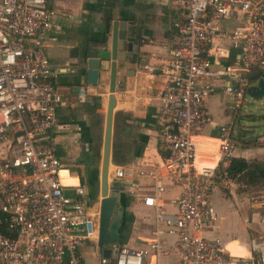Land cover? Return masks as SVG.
Returning <instances> with one entry per match:
<instances>
[{
	"label": "built area",
	"instance_id": "1",
	"mask_svg": "<svg viewBox=\"0 0 264 264\" xmlns=\"http://www.w3.org/2000/svg\"><path fill=\"white\" fill-rule=\"evenodd\" d=\"M151 1L176 7L155 115L159 148L169 154L151 168L109 167V181L151 178L152 193L143 202L153 209V229L143 247L111 241L104 256L97 246L99 202L90 206L81 185L63 182L51 137L62 102L47 53L57 10L50 0H0V264H86L81 248L87 245L98 251L97 264H148L151 258L160 264L165 236L175 237L181 264H264V183L243 196L260 229L249 236L247 255H232L218 238L203 234L217 218L210 200L217 165L196 162V135L211 121L205 99L220 90L210 82L214 76L226 80L221 91L231 117L219 127L218 162L228 161L239 143L233 131L251 73L264 75V0ZM229 49L236 52V66L213 71L211 59ZM155 70L137 65L146 77ZM78 91L77 101L86 102L84 88ZM254 142L264 143V133ZM163 178L180 186L179 194L167 199L171 211L161 202Z\"/></svg>",
	"mask_w": 264,
	"mask_h": 264
},
{
	"label": "crops",
	"instance_id": "2",
	"mask_svg": "<svg viewBox=\"0 0 264 264\" xmlns=\"http://www.w3.org/2000/svg\"><path fill=\"white\" fill-rule=\"evenodd\" d=\"M109 1L111 0H50L57 13L52 18L53 31L50 34L47 53L57 72L54 82L62 94V102L57 107L58 126L51 131V137L56 145L57 155L63 163L61 169L63 182L66 185H81L92 207L97 206L100 199V168L109 72L100 71L99 82L95 86L80 85V82L84 74L81 64L85 55L103 38L100 8L113 13L114 5L121 9L128 7L129 14L136 17L143 29L137 53L138 62L123 63L124 69L117 74L110 167L112 169L114 165H134L151 168L160 163L162 156L166 155V151L159 148L155 115L164 82L160 68L168 58V48L174 42L171 21L176 7L173 3L165 5L151 0H115L114 5ZM107 3L111 6L105 5ZM106 42L110 44L109 38ZM140 62L155 66V73L146 77L137 71ZM236 64L237 55L233 49H229L228 55L215 57L210 61L213 71L233 68ZM128 69H133L135 73L132 75ZM125 71H128L129 75H125ZM210 79V82L220 90L205 99V107L211 115V121L196 135V162L216 166L219 164V127L230 122L231 117L227 114L226 97L221 91L226 80L215 76ZM80 87L84 88L87 95V101L84 103H79L76 99ZM237 140L239 143L234 147L230 158L264 160V143H256L252 139ZM230 158L223 162V166L229 164ZM162 181L165 190L161 193V202L164 209L171 211L173 208L167 203V199L176 197L180 192V186L166 178ZM109 182L116 183L121 188L120 205L117 207L121 211L115 214L112 239L108 242L116 241L126 248L139 249L152 237L153 209L143 202V196L152 193L151 178L137 176L132 181ZM222 187L228 189L232 196H225ZM218 189L222 196L231 198L236 205L242 206L243 203L247 205L243 197L237 199L232 187H225L224 181H217L210 198L217 218L203 234L209 239L218 238L223 249L229 254L247 255L249 236L260 229L255 215L249 210L238 218L234 225L224 227L225 215L221 207H216L213 201ZM162 244L166 254L160 258V264H181L175 237L165 236ZM81 254L83 258L85 255L98 258V251L93 245L82 247ZM147 263L152 264V258L147 259Z\"/></svg>",
	"mask_w": 264,
	"mask_h": 264
},
{
	"label": "water",
	"instance_id": "3",
	"mask_svg": "<svg viewBox=\"0 0 264 264\" xmlns=\"http://www.w3.org/2000/svg\"><path fill=\"white\" fill-rule=\"evenodd\" d=\"M112 1V2H111ZM109 1L114 5L113 1ZM105 4L111 6V4ZM106 7V6H104ZM128 8V7H127ZM125 8V9H127ZM119 8L114 5V11L106 12L100 8V22L103 25V38L96 43L85 55L81 64V70L84 72L80 85H97L99 82L100 71H108V103L105 115V127L102 149V160L100 168V186H99V222H98V242L97 246L104 256H108L109 250L105 247L106 243L112 239V226L115 214L120 205V186L116 183H110L108 170L112 157V123L113 108L115 106V86L117 83V67L126 62H138V49L140 38H142V26L137 22L135 16L129 14V10ZM109 38L110 44H107ZM133 75L135 71L128 69ZM125 75H129L125 71ZM251 79L257 82L256 87L248 88L247 94L254 99L264 95V75H260L255 70L251 73ZM235 131L240 134L251 135L252 129L241 127L238 122ZM169 151H166V155ZM119 213V212H118Z\"/></svg>",
	"mask_w": 264,
	"mask_h": 264
},
{
	"label": "rangeland",
	"instance_id": "4",
	"mask_svg": "<svg viewBox=\"0 0 264 264\" xmlns=\"http://www.w3.org/2000/svg\"><path fill=\"white\" fill-rule=\"evenodd\" d=\"M257 82L255 80H250V87H256ZM227 114L230 113L227 112ZM241 127L249 128L254 131L251 135L240 134L235 131L236 124ZM235 124L233 137L241 138L243 140L252 139L256 140L262 133H264V95L258 99H254L249 94L245 95V102L240 110L238 121ZM235 184L232 186V190L234 195L240 200L241 197L245 196V194H249L250 192L256 190L259 186H249L245 184H241L238 181H233ZM223 188V187H222ZM225 196H232L228 189L223 188ZM213 201L216 207H221L225 218H224V227L228 228L234 225L238 218L242 217V215L246 214L249 209L248 205L244 204L242 206H238L234 203L231 198H225L222 196L221 191L218 189L217 192L213 196ZM109 242H107L108 244ZM86 264H96V258L91 255H85Z\"/></svg>",
	"mask_w": 264,
	"mask_h": 264
},
{
	"label": "trees",
	"instance_id": "5",
	"mask_svg": "<svg viewBox=\"0 0 264 264\" xmlns=\"http://www.w3.org/2000/svg\"><path fill=\"white\" fill-rule=\"evenodd\" d=\"M216 180H233L249 186H260L264 183V160L247 161L241 157H232L227 166L219 162L216 166Z\"/></svg>",
	"mask_w": 264,
	"mask_h": 264
},
{
	"label": "bare ground",
	"instance_id": "6",
	"mask_svg": "<svg viewBox=\"0 0 264 264\" xmlns=\"http://www.w3.org/2000/svg\"><path fill=\"white\" fill-rule=\"evenodd\" d=\"M196 139H197V138H196ZM199 165L201 166V165H202V162H200ZM109 167H110V165H109ZM110 170H111V167H110ZM108 174H109V170H108Z\"/></svg>",
	"mask_w": 264,
	"mask_h": 264
},
{
	"label": "flooded vegetation",
	"instance_id": "7",
	"mask_svg": "<svg viewBox=\"0 0 264 264\" xmlns=\"http://www.w3.org/2000/svg\"><path fill=\"white\" fill-rule=\"evenodd\" d=\"M118 211L120 212L121 211V209L120 208H118ZM116 216V215H115Z\"/></svg>",
	"mask_w": 264,
	"mask_h": 264
}]
</instances>
